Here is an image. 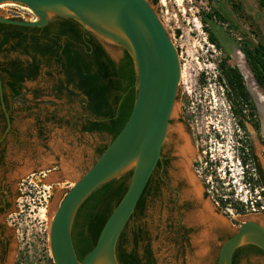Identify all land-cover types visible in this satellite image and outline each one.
<instances>
[{
	"label": "rangeland",
	"instance_id": "374dc122",
	"mask_svg": "<svg viewBox=\"0 0 264 264\" xmlns=\"http://www.w3.org/2000/svg\"><path fill=\"white\" fill-rule=\"evenodd\" d=\"M193 5L195 7L192 10L186 9L182 14L176 8L167 13L160 12L157 4H153L178 50L181 66L176 104L169 129L172 125L179 124L189 139L193 150L190 164H195L194 175L199 184H205L209 191L205 201L212 203L220 198L226 203L222 215L227 220L228 225L224 227L227 233L234 230L230 226L229 217L234 216L237 220L233 219V223L238 224L251 215H264V209L260 208H264V195L261 193L264 192L261 184V181L264 182V154L261 153L264 147L250 123H247L249 133H246L239 126L237 117L232 114L226 98L225 83L219 79L218 65L227 56L228 65L239 69L244 63L247 67L239 45L241 41L264 45V7L259 5L258 0H195ZM214 11L222 19L214 16ZM0 15L23 20L35 18L28 8L24 9V6L18 4H1ZM209 34H213L220 47L212 44ZM100 42L115 61L121 57L122 49L119 46ZM59 77L57 69L44 67L37 82L32 85L42 91L40 99L46 102L50 117L56 116L62 120L59 125L64 135L60 134L61 130H56L57 134L51 136L49 161H55L54 157L57 155L60 167L63 166L62 163L69 164L77 175L92 165L99 155V149L109 143L110 136L106 133L80 131L79 124L86 114L81 100L84 101L85 98L82 95L69 96L66 91L58 96L55 83ZM249 139L262 164L263 178L254 170ZM242 157L246 158L245 165L241 162ZM73 181L74 179L65 176L51 175L43 182L44 196L49 197L47 202H43L42 208L45 209L38 214L36 209L29 212L32 215L30 218L36 219L27 226L19 227L16 234L19 240L17 264L53 263L49 247L51 211H55ZM149 189L143 215L131 220L123 233L124 246L128 250L134 248L133 231H139L142 235L149 236L154 264H217V248L223 241L215 245L216 249H208V238L204 256H198L200 244L195 239H192L190 247L181 248L174 233L175 216L171 214L168 189L163 187L160 192H155L154 180ZM244 197L247 198L246 203L243 201ZM257 202L259 205H256ZM244 205L248 206L244 212L246 215L236 216L238 208ZM250 207L256 210L253 211ZM203 231H199V241ZM13 240H16L15 236ZM214 241L215 239L212 242ZM136 251L141 253V243L137 244ZM249 264L263 262L250 259Z\"/></svg>",
	"mask_w": 264,
	"mask_h": 264
},
{
	"label": "water",
	"instance_id": "95a60500",
	"mask_svg": "<svg viewBox=\"0 0 264 264\" xmlns=\"http://www.w3.org/2000/svg\"><path fill=\"white\" fill-rule=\"evenodd\" d=\"M6 3L28 8L35 18L0 15V23L44 27L53 18H72L98 40L119 46L132 58L136 80L131 113L92 165L76 175L56 206L49 229L53 264H118L116 244L160 158L174 114L181 76L178 50L149 0H0V4ZM128 170L132 174L125 193L104 222L92 249L79 260L71 239L78 208L92 192ZM59 173L62 169L55 175ZM205 202L219 225L227 227L226 218ZM247 243L264 251V215H251L233 230L220 246L217 264H232L235 249Z\"/></svg>",
	"mask_w": 264,
	"mask_h": 264
},
{
	"label": "flooded vegetation",
	"instance_id": "af4514ba",
	"mask_svg": "<svg viewBox=\"0 0 264 264\" xmlns=\"http://www.w3.org/2000/svg\"><path fill=\"white\" fill-rule=\"evenodd\" d=\"M149 1L151 2V0ZM4 48L7 49L8 45H5ZM32 56L33 53L0 51V264H17L19 240L16 234L19 232V227L27 226L36 219V217L31 219L32 215L29 212L36 209L38 214L39 211L45 209L42 208V205L43 202H47L49 195L44 196L43 189L45 186L43 182L61 170L57 155L54 157L55 161H49V141L52 135L57 134L56 130H61L59 123L62 120L56 116L50 117L46 102L40 99L42 91L32 85V83L37 82L42 68H47L43 63L39 64L37 75L32 77L30 73V64L33 61ZM246 66L244 63L241 64L239 71L243 76L245 87L254 105L257 127L254 126V121L250 120L246 110H243L246 118L241 116L240 120L246 133H249L247 123H250L254 134L264 147V119L261 114V108L264 105V89L256 83L257 81L249 70L247 63ZM88 119V115L85 114L79 124L80 131L94 133L95 131L83 129ZM60 134L64 135V131L61 130ZM173 139L174 137L166 136L161 148L160 158L142 192V197L145 207L147 197L150 194L149 187L153 180L155 192H160L163 187L168 189L171 214L175 216L174 233L176 239L180 242L181 248L185 249L186 246L190 247L192 245V239L197 241L200 236V229L204 230V225L197 221L195 223V220H191V216L200 208V200L205 202L209 191L205 188V184H200L202 188L200 200L186 195L187 184L177 176L176 168L173 164L178 158L176 149H173L175 146V139ZM249 141L251 152L254 156L253 161L261 168L262 164L254 151V145L250 139ZM261 153L264 154V150ZM189 166L194 173V162ZM76 169L78 170V167H75ZM255 172L257 171L255 170ZM57 176L62 177L63 173H59ZM211 204L215 213L222 214L224 212L223 206L226 203L213 200ZM239 208L236 216L246 215L244 212L247 211L248 206L244 205ZM250 208L253 211L256 210L254 207ZM143 212L144 208L142 211L135 209L122 233L126 230L129 222L138 216H142ZM242 212L243 214H241ZM230 214L233 215V212L230 211ZM27 218L30 219L27 220ZM233 219L237 220L233 216V218L229 217V222L231 228L235 229L242 221L234 224ZM133 232L132 243H134V248L131 250L136 251L137 244L141 243V253L139 254L136 251V254L142 263L154 264L155 258L150 247L149 236L147 234L142 235L139 231ZM232 233L233 231L226 233L223 227L211 229L208 235V240H210L207 242L208 249H216L215 245L230 237ZM14 236L16 240H13ZM214 239L215 241L212 242ZM220 246L221 244H219L217 249H220ZM131 250L126 248V252ZM250 259L259 260L264 264V251L255 244L247 243L235 249L232 255V264H249Z\"/></svg>",
	"mask_w": 264,
	"mask_h": 264
},
{
	"label": "trees",
	"instance_id": "16d2710c",
	"mask_svg": "<svg viewBox=\"0 0 264 264\" xmlns=\"http://www.w3.org/2000/svg\"><path fill=\"white\" fill-rule=\"evenodd\" d=\"M157 1L151 0V3L156 4ZM258 1L264 7V0ZM232 5L237 7L235 2ZM213 13L222 19L217 11ZM209 40L220 47L213 34H209ZM11 42L13 43L10 44ZM5 45H8L7 49L4 48ZM2 50L33 53L30 64L32 77L37 75L41 63L48 68L57 69L60 75L55 87L57 95L66 91L69 96L82 95L85 98L81 102L84 103L83 111L89 119L83 126L84 130L106 133L111 142L125 125L134 103L136 80L133 61L126 50L122 49L121 57L115 61L98 38L72 18H53L42 28L0 23V51ZM239 50L255 80L264 89V45L241 41ZM218 68L219 79L225 83L226 98L239 126L244 129L240 117L246 116L243 113L246 110L257 127L254 105L241 72L237 67L227 64V56ZM107 145L99 149V154ZM250 156L253 159L251 148ZM241 162L245 165L246 158L242 157ZM254 169L263 178L258 164L254 163ZM131 174L132 170H128L102 185L78 208L72 223L71 239L79 260L94 246L104 222L125 193ZM261 184L264 187V183ZM261 193L264 195V192ZM219 201L225 203L220 198ZM143 208L141 194L135 209L142 211ZM124 243V235L121 233L115 250L118 264H149L142 263L136 251L126 252Z\"/></svg>",
	"mask_w": 264,
	"mask_h": 264
},
{
	"label": "bare ground",
	"instance_id": "6f19581e",
	"mask_svg": "<svg viewBox=\"0 0 264 264\" xmlns=\"http://www.w3.org/2000/svg\"><path fill=\"white\" fill-rule=\"evenodd\" d=\"M6 4H13V3H6ZM24 9H25V7H24ZM256 90L259 92L258 89H256ZM261 114H262L263 119H264V105L261 108ZM167 135H168V137H174V139H175V140L173 139L174 142H175V146H174L173 149L174 150L176 149L178 158L173 164H174V166L176 168L177 176L180 177L181 179H183L186 182V184H187L186 195L200 200L201 199L200 196H201V193H202V191H201L202 188H201V185L199 184L198 180L196 179L194 173L191 171V168L189 166L190 165L189 157L191 155H193L192 154L193 150H192L191 143H190L189 139L185 135L182 126L179 125V124L172 125L170 127L169 133ZM62 165L63 166L61 167V169H62L63 176H65L67 178L75 179L76 175H75V171L73 170L72 166H70L69 164H64V163H62ZM263 167H264V162H263ZM175 178H176V176H175ZM53 214H54V209H52V211H51V219L50 220H52ZM257 219L258 218H256V220ZM191 220H195V223L197 221L200 224L202 223L204 225L203 235L201 236L200 241L198 242V243H200V242L203 243V244L200 243V245H199L198 256H204L205 246H206L205 244H206V241L208 239V235L210 234L211 229H213L215 227H221V225H219L220 222L216 219V216L213 214L209 204L207 202H204V201H201V200H200V208L197 209L195 214H193L191 216ZM259 220L263 221L262 218H259Z\"/></svg>",
	"mask_w": 264,
	"mask_h": 264
},
{
	"label": "built area",
	"instance_id": "2783aa9c",
	"mask_svg": "<svg viewBox=\"0 0 264 264\" xmlns=\"http://www.w3.org/2000/svg\"><path fill=\"white\" fill-rule=\"evenodd\" d=\"M193 2H195V0H158L156 4L160 12L164 11L165 13H167L168 11L176 8L177 11L184 14L186 9L192 10L195 7L193 5ZM187 4H188V7H187ZM243 201L246 203L247 198L244 197ZM261 208H263V206Z\"/></svg>",
	"mask_w": 264,
	"mask_h": 264
}]
</instances>
